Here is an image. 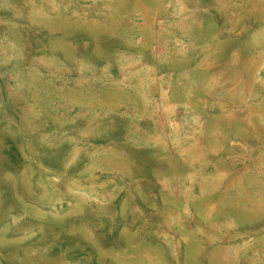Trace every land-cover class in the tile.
I'll use <instances>...</instances> for the list:
<instances>
[{
	"label": "rangeland",
	"instance_id": "obj_1",
	"mask_svg": "<svg viewBox=\"0 0 264 264\" xmlns=\"http://www.w3.org/2000/svg\"><path fill=\"white\" fill-rule=\"evenodd\" d=\"M0 264H264V0H0Z\"/></svg>",
	"mask_w": 264,
	"mask_h": 264
}]
</instances>
